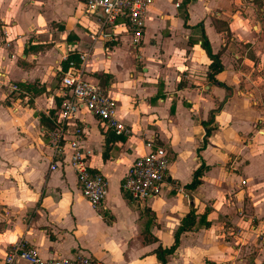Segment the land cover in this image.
<instances>
[{
    "label": "crops",
    "instance_id": "1",
    "mask_svg": "<svg viewBox=\"0 0 264 264\" xmlns=\"http://www.w3.org/2000/svg\"><path fill=\"white\" fill-rule=\"evenodd\" d=\"M124 23L103 37L101 12L82 0H0V65L19 87L0 89V264L17 241L44 259L160 264L154 249L174 243L191 209L195 225L165 264H264V0H151L136 46ZM203 32L222 64L215 80ZM82 52L85 77L131 129L105 130L83 108L71 124L83 129L90 171L108 181L99 209L82 195L68 147L49 168L58 68L63 54ZM149 140L168 151L169 180L182 190L137 202L121 181ZM200 164L199 184L186 188Z\"/></svg>",
    "mask_w": 264,
    "mask_h": 264
},
{
    "label": "built area",
    "instance_id": "2",
    "mask_svg": "<svg viewBox=\"0 0 264 264\" xmlns=\"http://www.w3.org/2000/svg\"><path fill=\"white\" fill-rule=\"evenodd\" d=\"M85 9L89 12L99 11L102 14V24L98 31L103 37H110L115 26L121 19L125 20L126 31L130 33L133 45H138L145 27V11L151 0H82ZM1 40V39H0ZM68 60L66 69L59 67V84L61 102L54 118V126L48 131L50 147L49 168L55 169L58 160L63 157L66 147L70 149L69 164L75 171L82 195L96 209H99L107 190V178L97 171H90L88 167L89 152L81 144L83 129L73 124L79 109H86L97 116L99 124L105 130H113L116 134L128 135L130 127L118 117L117 102L114 97L96 81L85 77L84 62L87 52L78 53V63L69 59V54H63ZM0 65V89L11 94L18 91V84L9 82ZM148 150L136 156L128 165L121 188L133 200L147 202L159 196L165 187H175L169 180L168 151L154 145L153 141H146ZM244 182V180H242ZM4 264H101L90 254L80 252L72 257L56 256L42 258L33 245H26L21 241L14 242L6 250L3 257Z\"/></svg>",
    "mask_w": 264,
    "mask_h": 264
},
{
    "label": "trees",
    "instance_id": "3",
    "mask_svg": "<svg viewBox=\"0 0 264 264\" xmlns=\"http://www.w3.org/2000/svg\"><path fill=\"white\" fill-rule=\"evenodd\" d=\"M186 1V0H185ZM201 47L205 50L207 56L210 58V63H209V69H210V78L214 79V74L219 72L222 69V64L220 62L219 56L216 53H213L210 48L209 41L204 34V32L201 35V42H200ZM75 59L76 62L78 63V57L74 55L73 53H69V59ZM63 68L66 69L68 66V60L63 61L62 64ZM60 104V103H59ZM50 119V118H49ZM45 120H47V117L41 115V121L45 123ZM206 123V122H205ZM210 133V128H206V134L208 135ZM203 146V145H202ZM201 146V147H202ZM207 168L204 164H200L199 166L196 167V169L192 173V178L190 182H188L185 187L188 189H194L200 182V177L203 173V171ZM205 214L206 211L201 214L200 216V222L203 225H207V221L205 220ZM203 221V222H202ZM195 225V213L194 210L191 209L180 221V224L178 225L177 229L175 230L174 233V243L169 246V247H161L158 246L156 249H154V253L156 257L159 259L160 264H165L166 261V255L173 252L174 249L176 248L179 240V235L181 232L185 230H190L194 227Z\"/></svg>",
    "mask_w": 264,
    "mask_h": 264
},
{
    "label": "rangeland",
    "instance_id": "4",
    "mask_svg": "<svg viewBox=\"0 0 264 264\" xmlns=\"http://www.w3.org/2000/svg\"><path fill=\"white\" fill-rule=\"evenodd\" d=\"M143 36V35H142Z\"/></svg>",
    "mask_w": 264,
    "mask_h": 264
},
{
    "label": "water",
    "instance_id": "5",
    "mask_svg": "<svg viewBox=\"0 0 264 264\" xmlns=\"http://www.w3.org/2000/svg\"><path fill=\"white\" fill-rule=\"evenodd\" d=\"M191 203V202H190Z\"/></svg>",
    "mask_w": 264,
    "mask_h": 264
}]
</instances>
